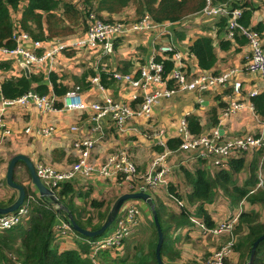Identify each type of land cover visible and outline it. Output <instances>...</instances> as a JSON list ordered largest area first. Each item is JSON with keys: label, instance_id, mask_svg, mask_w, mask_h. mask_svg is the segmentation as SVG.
Returning <instances> with one entry per match:
<instances>
[{"label": "crops", "instance_id": "1", "mask_svg": "<svg viewBox=\"0 0 264 264\" xmlns=\"http://www.w3.org/2000/svg\"><path fill=\"white\" fill-rule=\"evenodd\" d=\"M245 2H249L255 8L252 12V25L258 22L264 23V0ZM124 10L119 14L102 13V16L104 19H120L116 16L122 15ZM133 15L134 17H132ZM133 15H126V18H121L134 23L143 14L138 18L133 9ZM215 21L216 18L209 19L196 13L178 22H159L163 25L165 33L162 31V27L156 26L141 31L129 30L124 33H117L112 38L111 48L106 51L99 45L91 49H62L54 54V64L51 70H48L50 61H46L40 66L31 68V73L42 74L45 79L50 72L56 73L61 78V82L68 87V91L77 86L79 88L78 93L85 102H103L110 97L116 102L137 109L145 94H151L154 90H165V87L161 83H154L145 87H132L124 80L115 79L112 83L110 82V85L104 86L100 82V73L112 75V73L117 72L130 75L131 78L136 79L140 76L141 68L147 65L152 56L154 46L157 47L160 43L170 41L184 53L186 50L188 52L192 40L199 35H209L214 38L217 60L210 70L205 71L219 73L228 68L241 66L246 61L249 51L247 41L246 44H240L234 40V36L226 38V35H223L224 30L221 34L216 35L217 29L213 28ZM81 23L82 27L79 32L71 36L84 34L83 22ZM259 34L264 43V31L259 32ZM68 37H54V39L47 40L45 48H49L51 43L59 39ZM219 39L230 41V47L221 49L218 45ZM24 45L30 47L28 42ZM42 51L39 49L36 53L41 54ZM80 60L84 64L83 67L76 65ZM185 61L192 70L196 72L201 70L198 68L193 55L187 53ZM20 69L17 59L11 61L10 70L0 69V81L4 77L20 74L23 71ZM89 70L94 72V75H87L83 84H78L76 80L82 78L84 72ZM95 77L98 78L97 81L93 80ZM236 79L241 82V95L237 99L244 103V107L229 113L227 116H224L223 112L229 103L236 99L233 97L230 87L226 89L215 88L204 92L177 91L169 97L162 98L152 109L150 118L135 115L127 119L122 131L113 123L110 114L104 115L99 121V129L93 131L95 122L92 119V112L88 110L67 111L60 108L52 112H45L42 108L36 107L33 102H29L26 108L6 106L3 111L0 110V203L8 205L18 194L5 182L7 166L13 156L21 154L28 157L34 168L38 162H43L57 170H64L77 158L76 143L85 137H97L96 147L90 154V161L95 167H99L110 153L116 150H124L136 165L138 174L135 183H133L134 187L129 182L118 179L115 175L102 176L96 172L87 176L77 174L70 181L76 191L71 199L81 213L82 223L88 215H91L92 218L89 219V223L97 224L99 213H104L108 205L114 203L122 194L137 192L136 185H142L144 191L152 196L167 231L166 240L169 250L163 260L168 264H202L206 259L203 257L210 256L229 238L226 233L213 234L208 232L210 227L233 217L240 207L243 212L251 210L258 212L260 219H263L264 206L259 203H250L245 197L239 200L231 199L220 187H216L212 200L201 204L204 212L198 213L201 201L189 203L192 187L186 182L185 171L193 173L197 168H202L214 176L218 169L198 158L201 149H169L166 142L171 138H179L178 129L187 115L198 116L201 125L200 134L211 133L215 128L218 129L222 139L255 134L258 121L249 108L251 102L248 93L253 88L261 89L264 82L258 74H241ZM46 83L48 89L51 90V84L48 81ZM62 97L57 98V101H62ZM212 110H215L216 113L217 123L215 125L209 119V113ZM26 129H29V132H26ZM44 130H48L50 134L44 136L42 134ZM165 149L168 150L166 160L168 167L167 185L160 184L151 188L145 177L147 175L155 176L156 170L151 169L152 159L157 153ZM241 157L244 159V168L234 173L233 179L238 185H245L250 179V165L255 161L257 181L249 192L253 193L257 189H261L257 187L259 175L264 180V156H262L261 149H254L243 153ZM15 168L18 169V177L14 170V180L23 184L29 193L38 198L39 194L31 183L25 163L19 161ZM169 188L173 189L172 194L186 206L188 223L181 221L180 210L170 197ZM94 200L102 203L100 210L91 207L90 201ZM133 200L135 199L127 200L119 212V215H122L128 206H134L137 209L138 224L133 234H130V237L128 236V239L123 242V247L117 254L113 251L100 252L97 257L100 264H117V260L130 258L135 253L134 245L138 241L136 236L142 225L147 223L150 218L148 227L151 226L150 231L153 229L152 215L147 203L142 200H140L142 203H134ZM190 217L202 221L205 227L197 225ZM205 217L210 225L205 221ZM63 221V218L57 217L54 227L53 246L58 252L77 249V241H81L74 232L60 233V226ZM236 227L234 234L238 239L240 232H236ZM174 252L176 254L172 256ZM104 254L107 257L106 260L102 256ZM226 260L231 264H236L239 260V253L233 250Z\"/></svg>", "mask_w": 264, "mask_h": 264}, {"label": "built area", "instance_id": "2", "mask_svg": "<svg viewBox=\"0 0 264 264\" xmlns=\"http://www.w3.org/2000/svg\"><path fill=\"white\" fill-rule=\"evenodd\" d=\"M245 1L248 0H228L221 3H213L212 0H206L205 6L198 12L209 19L221 16L227 17V24L225 29H223V35H226V38L233 37L235 30H237L238 34L245 37L249 51L246 61L241 66L228 68L219 73L207 72L205 70L196 72L185 61L187 53L190 55V52L186 50L182 53L174 44L168 41L152 48V56L149 58L147 65L141 68L138 78H131L130 75L117 72L112 73L113 79L124 80L132 87H145L154 83H161L165 87V90H154L151 94H145L137 109H132L124 103L116 102L110 97L106 98L103 102H85L81 99L77 86L63 95L61 109L67 111H91L92 119L95 122L93 131L99 129V121L106 114H110L113 123H115L120 131L124 129L123 125L130 117L140 115L150 118L151 111L155 105L162 98L169 97L177 91L204 92L215 88L226 89L230 87L233 97L236 99L229 103L223 115L227 116L229 113L241 109L244 107V103L237 99L241 95V82L236 77L241 74H258L264 82V43L257 31L250 27L242 26L238 22L243 10L241 5ZM82 22L85 30L82 36L59 39L51 43L49 48H45V43L48 41H33L26 33L18 29L12 35L15 46L12 48L0 47V61L22 59L30 70L42 65L46 61H50V68L48 70H51L54 64V54L62 49H91L99 45L106 51L111 48L112 38L117 33H124L129 30L141 31L154 26L162 27V31L165 33L163 25L154 21L148 13H144L137 22L133 23L122 18L104 19L98 17L94 12H89ZM26 42L29 43L30 47L24 45ZM39 49L43 50L41 54L36 53ZM156 56L170 59L173 62V66L166 77L162 76L163 64L155 61ZM18 75L13 74V76ZM169 79L173 80L175 88L170 89L167 87ZM93 80L97 81L98 78L95 77ZM260 91L264 92V86L261 89H251L248 96L252 97L260 93ZM55 101L56 97L51 93L38 95L30 90L12 99L0 97V110L3 111L6 106L26 108L29 102H33L36 107L42 108L45 112H52L56 110L54 107ZM249 108L252 115L258 121V128L255 134L222 139L218 129L215 128L211 133L195 136L189 133L185 121H182L178 129V136L181 140L178 148L182 150L201 149L202 151H199L198 158L218 170L228 168L229 159L242 158L243 153L250 150L261 149L262 156H264V119H261L256 114L252 104L249 105ZM26 132H29V129H26ZM42 134L47 136L50 133L48 130H44ZM97 141V137H85L78 141L76 143L77 158L64 170H57L49 164L38 162L35 165V172L42 184L55 194L63 183L71 181L77 174L87 176L96 172L102 176L115 175L118 179L127 181L133 186L138 172L136 165L126 151L116 150L110 153L99 167L93 165L90 161V154L96 147ZM167 155L168 150L165 149L157 153L152 159L151 169L156 170L155 176L147 175L145 177L147 184L151 188L160 184L163 186L167 185ZM257 187L264 188V180L260 175ZM135 189L144 191L142 185H136ZM170 197L179 209L184 206L183 202L174 194L170 193ZM27 199V202H23L17 210L7 214H0V231L15 227L26 220L29 212L27 203L29 200H34L35 198L32 195H28ZM241 212L242 208L240 207L233 217L227 218L220 224L208 229V232L213 234L226 233L229 235V238L210 256L204 259L202 264H223L224 260L230 256L237 241L234 229ZM190 218L197 225L205 227L202 221L194 217ZM114 223L115 225L110 233L88 241L90 248L87 258L92 264H100L97 257L102 251L117 253L121 251L123 242L134 232L138 224L137 209L134 206H128L122 215L118 214ZM60 228V233L62 234L73 232L70 224L65 220Z\"/></svg>", "mask_w": 264, "mask_h": 264}, {"label": "trees", "instance_id": "3", "mask_svg": "<svg viewBox=\"0 0 264 264\" xmlns=\"http://www.w3.org/2000/svg\"><path fill=\"white\" fill-rule=\"evenodd\" d=\"M130 1L134 4L136 17L139 18L142 14L148 13L158 23L181 21L187 16L200 12L206 3V0H77L76 2L73 0H0V47H14L15 42L12 39V35L18 29L26 33L33 41L43 42L54 39V37L71 36L76 32L75 28L86 18L89 12H94L100 18H103L102 13L109 15L119 14L128 6ZM225 1L228 0H212L213 3ZM21 4H23V7L20 9ZM241 6L243 10L238 22L242 26L250 27L258 33L264 31L263 22H258L255 25L251 23L254 6L249 2H244ZM14 13H17L16 22L13 20ZM227 20V17L223 16L216 18L213 27L217 29L216 35L221 34L222 30L225 29ZM234 38L238 43L246 44L245 38L239 35L237 30L234 32ZM218 45L221 49H228L230 41L219 39ZM188 51L194 56L197 66L201 70H210L217 60L214 38L209 35H199L193 39ZM155 61L163 64L162 76L166 77L173 66V62L170 59H164L159 56L155 57ZM0 69L4 71L10 70L11 61H1ZM87 75H94V72L90 70L84 72L82 78L77 79L76 82L83 84V80ZM60 79L54 72H50L47 79H45L42 74L30 73L27 77L21 71L18 76L4 77L0 81V97L12 99L30 90L38 95L51 93L56 97L54 107L60 109L62 103L57 101V98H61L68 91V87ZM113 80L112 75L100 73L102 85L108 86ZM46 81L51 84V90L48 89ZM167 87L170 89L175 88L173 80L169 79L167 81ZM250 102L256 114L261 119H264V92L250 97ZM209 119L213 125L217 123L215 110L210 111ZM185 121L191 135L200 134L201 125L198 116L187 115ZM180 143L181 140L179 138H171L166 142V145L169 149H175L178 148ZM243 168V158H231L228 161V168L218 170L214 176H211L208 171L202 168H197L193 173L185 171L186 182L192 187L189 203L201 201L198 213H203L201 204L210 202L213 198L214 189L220 187L231 199L239 200L245 197L250 203H259L264 206V188L249 193L257 181L255 161L250 165V179L245 185L240 186L233 179V174ZM169 191L172 193L173 189L169 188ZM75 192V187L70 181L63 183L59 190L55 192V196L62 203L64 209L57 210L50 199L40 196L35 198V195L33 196L26 189L24 202H27L28 195H32L35 199L29 200L27 203L29 212L23 223L0 231V264H92L87 258L90 248L87 241H92L104 235L87 237L74 231V234L81 239V241H77V249L58 252L53 246L54 227L57 217L67 221L68 213H70L78 225L94 230L102 225L107 216L106 211L99 213V222L97 224L92 225L89 223L90 226L84 225L81 221V213L71 199ZM14 200H11L9 204ZM90 205L95 210H100L102 203L94 200L90 201ZM0 206L4 207L7 205L0 203ZM155 208L163 233V242L160 249L163 260L169 250L166 240L167 231L156 206ZM179 210L182 217L181 221L188 223L186 206L181 207ZM205 221L210 225L206 217ZM152 227L154 238H151L146 246L139 245V243L134 245L135 253L130 258L117 260V264H158L155 257L157 231L153 220ZM243 231L245 232L241 233ZM236 232H240L234 246V251L239 253V260L236 264H245L253 242L264 233V217L260 219L259 213L253 210L242 211L239 215ZM175 254L174 252L172 256ZM102 256L105 260L107 259L105 254ZM131 258L133 260L129 261ZM223 264L231 263L225 259ZM250 264H264V239L258 243Z\"/></svg>", "mask_w": 264, "mask_h": 264}, {"label": "water", "instance_id": "4", "mask_svg": "<svg viewBox=\"0 0 264 264\" xmlns=\"http://www.w3.org/2000/svg\"><path fill=\"white\" fill-rule=\"evenodd\" d=\"M18 61H19V65L22 68L25 76L28 77L31 73L30 68L28 67V65L26 63H24V61L22 59H18ZM19 161H23L25 163V165L27 166L29 174H30V178H31V183L33 184L34 188L37 190L39 196L42 198L50 199L52 205L57 210L64 209V206L62 205V203L59 202V200L56 198L55 194L50 189H48L44 184H42V182L40 181V179L38 178V176L35 172V168H34L32 162L28 159V157L21 155V154H17L15 156H13L8 163L6 174H5V182H6L7 186L16 190L18 194L12 203H10L9 205L4 206V207L0 206V214H7L10 212H13V211L17 210L18 207L21 206L24 202V199L26 196V189H25L23 184H20L14 180L15 166ZM130 199H139V200H142L145 203H147V205L150 209L151 215H152V220L154 222V225H155V228L157 231V242H156V246H155V257H156L158 264H166L162 260V257L160 254V249H161V245L163 242V233H162L159 221H158L154 201L152 199V196L149 193H146L144 191H137V192L126 193V194L120 195L114 201V203L111 206L109 212L107 213V216H106L105 220L103 221L102 225L97 229L90 230V229H86V228L81 227L80 225H78L76 223V221L74 220V218L72 217V215L70 213H68L67 222L70 224L72 230H74V231H76V232H78L84 236L96 237V236L102 235L106 231V229L115 221L116 217L118 216V214L120 212V209L122 208V205L127 200H130ZM263 239H264V233L262 235H260L257 239H255V241L253 242V244L250 248L249 257H248V260L245 264H250L252 262L256 247H257L258 243Z\"/></svg>", "mask_w": 264, "mask_h": 264}, {"label": "rangeland", "instance_id": "5", "mask_svg": "<svg viewBox=\"0 0 264 264\" xmlns=\"http://www.w3.org/2000/svg\"><path fill=\"white\" fill-rule=\"evenodd\" d=\"M74 2H76L77 0H73ZM134 4H133V2H131L130 1V3L128 4V7L127 8H125V10H124V12H123V14L122 15H119V16H116L117 18H121V17H125L126 18V15L127 16H129V15H133V9H134V6H133ZM23 7V4H21V6H20V9ZM132 17H134V15L132 16ZM13 20L16 22L17 21V13H14L13 14ZM81 27H82V23L81 24H79L76 28H75V30H76V32L75 33H77V32H79V30L81 29ZM74 33V34H75ZM73 34V35H74ZM84 60V59H83ZM76 65L77 66H79V65H81V67H83V63H82V60H80L78 63H76ZM20 71H21V69H20ZM15 173H16V176L18 177V169L17 168H15ZM9 187V186H8ZM133 202L134 203H142L139 199H135V200H133ZM144 202V201H143ZM113 205V203H111L110 205H108L107 206V210L105 209V211H106V214L109 212V210H110V208H111V206ZM144 205H146V204H144ZM147 206V205H146ZM122 210V208L120 209V211ZM85 216H86V212H85ZM91 215H88V217L83 221V223L86 225V226H90L89 225V219H91ZM150 220H151V218H150ZM150 220H148V222L150 221ZM144 223L143 225H142V227H141V229H140V231H139V233L137 234V236H136V238H138V241L136 242V244H138L139 243V245H142V246H146L147 245V242L151 239V238H154V234H153V229H151V231H150V228H151V226H149L148 227V225H149V223ZM101 223V222H100ZM113 225H114V222L106 229V231L102 234V235H105V234H108V233H110L111 231H112V229H113ZM86 229H88V228H86ZM73 232H74V230H72ZM133 234V233H132ZM131 234V235H132ZM130 237V236H129ZM128 239V238H127ZM126 239V240H127ZM125 240V241H126ZM135 244V245H136ZM115 254H117V252H114ZM204 256V255H203ZM122 258V257H121ZM203 258H207V257H203Z\"/></svg>", "mask_w": 264, "mask_h": 264}]
</instances>
